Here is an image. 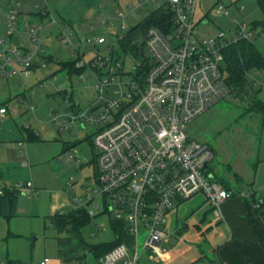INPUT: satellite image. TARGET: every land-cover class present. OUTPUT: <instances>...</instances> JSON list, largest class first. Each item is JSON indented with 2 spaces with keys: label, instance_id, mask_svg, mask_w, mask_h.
Masks as SVG:
<instances>
[{
  "label": "rangeland",
  "instance_id": "374dc122",
  "mask_svg": "<svg viewBox=\"0 0 264 264\" xmlns=\"http://www.w3.org/2000/svg\"><path fill=\"white\" fill-rule=\"evenodd\" d=\"M29 1L31 0H21L19 6L12 4V7L15 10H39L30 6ZM6 2L7 0L0 2V11L8 9ZM47 4L53 16L61 18L58 23L62 28L71 26L74 29V43L80 51L85 52L87 59L93 54V45L82 38L98 34L106 37V43L99 46L101 52L108 56L112 53V56L124 60L125 70H133L136 61L145 57L144 47L139 46L138 39H143L144 33L140 26L154 9L151 2L47 0ZM217 4L227 9L228 14L218 13ZM27 18L33 22H48V17L31 15L25 17ZM104 18L110 21L109 25L101 23ZM122 20L126 25L125 29L120 27ZM194 21V34L202 36H216L219 31L230 33L237 24L245 23L251 29V40L264 56V33H260L262 27L259 24L264 21V10L259 0H197ZM134 25H139L137 29L140 34L123 49L114 34L117 32L125 35ZM17 26L22 28V20L18 21ZM58 34L59 29L55 26L47 27L43 32L45 50L53 55V59L47 60L45 67H34L28 77L0 74V105L7 108L6 116L0 123V187L6 189L16 182L30 181L37 191L36 194L29 195L20 192L15 213L11 216L0 215L1 264H8L11 260L17 264H39L45 256L49 257L47 264H68L59 255L57 242L58 235L68 236L58 233L55 228L49 201L51 196L56 197L59 193L61 197L71 200L75 197L85 199L87 188L94 185L97 167L92 133L97 126L87 122L85 130H59L50 115L55 111L62 113L67 107L62 92L59 91L63 88L71 92L73 100L81 109L97 96V91L93 88L95 79L90 70L82 69L81 79L74 71L61 65L69 60V55L67 48L59 41ZM0 36L8 40L1 16ZM18 37L25 41V36L14 33L11 42H18ZM108 44L112 45L109 51L105 50ZM134 44L137 46L135 49L132 47ZM245 77V88L239 87L237 91L229 92L208 110L193 118L186 125V130L190 139L206 142L211 148L213 157L208 163V171L214 173L219 182L229 180L238 184L242 188V193H238L241 196L248 195L254 189L264 197V113L257 110V101L264 102V72L251 68ZM41 82L46 84L39 85ZM23 93L25 99L20 101L19 97ZM34 133L37 135L34 136ZM30 134L33 135L32 138ZM70 146L76 148L79 163L66 158ZM95 204L100 207L99 199L93 200L90 206ZM203 204L210 206L201 192L176 200L167 214L168 238L160 245L159 251L152 254L159 257L160 254L181 251L180 261L183 264L190 262L191 256L199 254L197 247L202 246L204 239L201 220L205 208ZM71 208L69 204L58 210L66 212ZM206 215L213 226L219 220L213 215L211 206ZM111 223L104 214L90 218L81 228L83 240L90 244L111 242L115 237ZM140 233L139 248L143 241V233ZM71 240L75 246V239ZM125 242L131 250L133 239L127 238ZM139 251L140 254L151 252ZM80 252L79 248L75 249V255ZM70 262L98 264L97 258L89 250H85L83 258Z\"/></svg>",
  "mask_w": 264,
  "mask_h": 264
},
{
  "label": "built area",
  "instance_id": "2783aa9c",
  "mask_svg": "<svg viewBox=\"0 0 264 264\" xmlns=\"http://www.w3.org/2000/svg\"><path fill=\"white\" fill-rule=\"evenodd\" d=\"M145 1L152 3L153 10H163L167 15L160 24L148 25L143 39H138L145 57L136 61L133 70H125L124 60L118 56L101 52L99 46L106 43L104 34L82 38L93 45V54L87 59L74 43V29L58 24L47 0L33 3L39 7L38 15L48 17V24L59 29V41L79 70L75 72L77 77L83 79L82 69L87 68L95 79L97 96L83 109L63 88L61 95L67 107L62 113L50 115L59 130H85L87 122L97 126L92 133L97 167L94 185L87 188L85 199H72L71 206L85 208L91 218L104 214L119 221L127 237L133 239L131 250L123 240L103 253L98 264H137L139 250L158 252L167 238V214L176 200L201 192L213 215L221 219L222 202L234 194L208 171L212 150L206 142L190 139L186 125L230 92L222 49L237 38H250L251 29L242 23L230 33L196 35L193 27L197 0H139ZM20 3L7 0L8 9L0 11L8 36L7 41L0 36V74L4 76L28 77L34 67H45L50 55L42 39L46 24L25 19L18 28L20 10L12 4ZM216 11L228 14L221 4L216 5ZM101 23L109 25L110 21L104 18ZM120 27L126 28L123 20ZM16 32L25 34L27 44L9 40ZM114 36L117 41L123 34L115 32ZM111 46L108 44L105 50ZM24 98L22 95L19 100ZM6 113V106L0 105V123ZM76 152L70 146L66 158L79 163ZM9 189L27 195L36 192L30 181L16 182ZM3 191L0 187V194ZM244 197L264 229V198L255 193ZM95 199H99L100 207L90 206ZM48 262L45 256L39 264ZM210 264L223 263L215 259Z\"/></svg>",
  "mask_w": 264,
  "mask_h": 264
},
{
  "label": "trees",
  "instance_id": "16d2710c",
  "mask_svg": "<svg viewBox=\"0 0 264 264\" xmlns=\"http://www.w3.org/2000/svg\"><path fill=\"white\" fill-rule=\"evenodd\" d=\"M259 4L264 10V0H259ZM166 12L163 10L151 11L143 24H141L142 33H145V29L150 24H160L165 18ZM264 21L259 22L264 31ZM139 25L130 27L128 32L123 35L117 42L125 49L127 43L133 42L135 38L139 36ZM131 47V46H129ZM132 47L135 49L137 46L134 44ZM142 53V52H141ZM223 71L225 72V80L231 91H237L239 87H244L246 84V72L251 68H258L264 72V56L261 55L259 50L254 45L251 38H237L236 40L228 43L223 49ZM144 58V56H143ZM53 59V55L47 56V60ZM63 67H67L69 71L79 72L74 68L73 61L68 60L61 63ZM257 110L264 113V102L257 101ZM32 138L33 135L30 134ZM18 192L9 188L4 189L0 194V215L11 216L15 213L16 202ZM90 216L85 208H71L66 212H57L51 216L52 222L55 225L58 233H65L68 237L57 236V242L59 245V255L66 260V263L71 264L73 259H81L85 255V250H89L98 258L109 250L117 243L127 239V235L124 232L123 224L119 221L112 220L111 224L115 233L114 240L108 243L90 244L83 240L81 235V228L90 221ZM251 225L254 231L260 237L262 243H264V229L260 226L259 222L254 217H249ZM71 237V238H70ZM75 239V246L72 244L71 239ZM79 248L81 252L75 255V249Z\"/></svg>",
  "mask_w": 264,
  "mask_h": 264
},
{
  "label": "crops",
  "instance_id": "0c3cea01",
  "mask_svg": "<svg viewBox=\"0 0 264 264\" xmlns=\"http://www.w3.org/2000/svg\"><path fill=\"white\" fill-rule=\"evenodd\" d=\"M33 3V0L29 1L30 6H34ZM37 11L21 9L18 15V21L25 20L26 16L30 17L31 15H36L39 18H46L38 15ZM60 19H57V21L59 22ZM27 20L32 21L30 18H27ZM44 24H46V29L47 27L53 26L49 25L48 22ZM16 33L18 35H22L23 37L25 36L23 32ZM11 38L12 36L9 38L10 41ZM18 39L19 41H14V43L24 45L27 44L26 36L25 41H23L22 37L21 39L18 37ZM48 53L52 55L51 52ZM55 60H57V57ZM35 135H37V133H34V136ZM220 183L224 187L232 190L234 194L222 202V218L219 219L214 226L211 224V219H207L206 215L210 206H208V204H203L205 211L203 210L202 212L201 220L202 225L204 226V230H202V237H204V239L202 240V246L199 244L200 246L197 247L200 253L195 256H191L190 262L185 264H210L215 259L221 261L223 264H264V243H262L260 237L251 225L249 217H254V214L249 210L246 198L238 194L239 191H242L241 186L230 182L229 180L226 182L220 181ZM34 188L36 189V187ZM36 192L32 193L36 194ZM250 193L258 194L254 189H252ZM258 195L261 196L260 194ZM69 204L71 205V199L61 197L60 193L56 197L51 196L49 201L50 215L52 216L53 214L59 212L58 209L61 206H69ZM10 227L11 225H9V228ZM10 232L15 235H20V233H16L14 231ZM167 238L165 240H167ZM180 252L181 251H178L175 254H160L161 256L159 255V257L153 255V252H146V254L139 255L137 264H183L182 261H180ZM8 264L17 263L14 260H11Z\"/></svg>",
  "mask_w": 264,
  "mask_h": 264
}]
</instances>
